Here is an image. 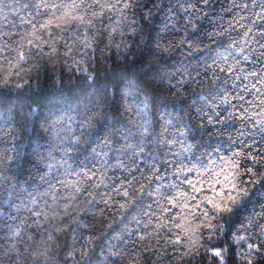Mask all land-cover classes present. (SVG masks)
I'll use <instances>...</instances> for the list:
<instances>
[{
	"label": "trees",
	"instance_id": "obj_1",
	"mask_svg": "<svg viewBox=\"0 0 264 264\" xmlns=\"http://www.w3.org/2000/svg\"><path fill=\"white\" fill-rule=\"evenodd\" d=\"M261 33L264 0H0V264H264Z\"/></svg>",
	"mask_w": 264,
	"mask_h": 264
},
{
	"label": "snow or ice",
	"instance_id": "obj_2",
	"mask_svg": "<svg viewBox=\"0 0 264 264\" xmlns=\"http://www.w3.org/2000/svg\"><path fill=\"white\" fill-rule=\"evenodd\" d=\"M203 2H204L205 4H207V3H208V0H203ZM112 7L115 8L116 5H112ZM123 7L126 9V8H128V7H131V4H130L129 2H126V3H124ZM245 7H247V5H245ZM65 15H68V14L65 13ZM80 19H81V21L83 20L82 17H81ZM261 35L264 36V33H261ZM260 47H261V48H264V44H261ZM261 55L264 56V52H262ZM23 58H24V57H23V55L21 54L20 59H23ZM245 59H247V57H245ZM257 74H258L257 72H252V73H251L252 76H256ZM245 78H247V77H245ZM237 79H239V77H237ZM253 87H255V85H253ZM244 90H245V91H249V89H247V87H245ZM257 91H259V89H257ZM150 99H151L150 97H146L145 100L142 101V103L144 104V108H145V110L148 108L149 100H150ZM238 99L243 100L244 97H243V96H239ZM154 102H155V101L152 100V103H154ZM261 103L264 104V101H261ZM241 107H242V106H241ZM245 111H246V110H245ZM0 118H2V115H0ZM241 118L243 119V116H241ZM209 122L212 123L211 120H209ZM146 123H147V122H146ZM258 123H259L260 125H264V120H261V121H259ZM145 131H147V129H145ZM259 131H260L262 134H264V126H261V127L259 128ZM239 155H240V153H234V156H239ZM249 155H251V153H249ZM247 158H248V157L246 156L245 159H247ZM253 162H254V163L257 162V161L255 160L254 157H253ZM261 162H264V158H262V161H261ZM64 163L67 164V160H65ZM233 165H234V167L239 168V167H240V162H239L238 160H235V161H233ZM247 171H248V172H251L252 169L249 168ZM84 175L87 176V173H84ZM89 178H90V177H89ZM225 179H228V178L226 177ZM187 182H188L190 185L192 184V181H190V180L187 181ZM129 183L131 184V182H129ZM238 187H239L240 190H237ZM193 188H194V191H198V189H195L194 186H193ZM2 191H3L2 178H0V192H2ZM76 191L79 192L80 189H79V188H76ZM233 192H234L235 194H233V193L230 192V193H228V196H227V200L230 201L231 204H232L233 206H238L239 203H240V200L242 199V197L247 196V194H248V193H247V189L244 188L243 181L240 182L239 186H238L237 184L233 183ZM117 194H118V195L121 194L119 190H117ZM122 195H123L124 197H128V196H129V192L125 189V190L123 191ZM169 202L172 203L173 206H175V202H174V200H173V201H169ZM33 203H34V201H33ZM10 206H11V205H10ZM214 207L218 208L220 211H229V212L232 211V208H231V207H228L227 203H225V206H224L223 208H220V205H219V204H214ZM66 209H67V206H66ZM66 214H67V213H66ZM35 215H36L37 217H39L40 215H42V211H41V212H36ZM262 230H264V229H262ZM14 235H18V233H14ZM49 239H51V236H49ZM141 239H143V237H141ZM240 239H244V238L241 237ZM173 243H179V241L177 240V241H174ZM262 246H264V241H261L260 245L249 244V245H248V248H249V253H248V254H252L253 252L256 253V254H259L260 247H262ZM40 255H43V253H41ZM85 255H86V254H85ZM112 255H119V254H118V253H112ZM213 255H214V256H217V257H221V260H223V257H222V253H221V251H215V252L213 253ZM246 255H247V254H246ZM249 264H251L250 261H249Z\"/></svg>",
	"mask_w": 264,
	"mask_h": 264
}]
</instances>
